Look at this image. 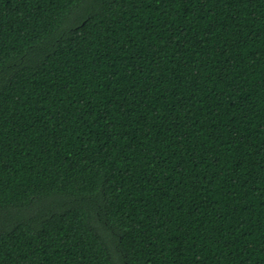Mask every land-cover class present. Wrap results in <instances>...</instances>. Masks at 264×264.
Instances as JSON below:
<instances>
[{
  "label": "trees",
  "instance_id": "trees-1",
  "mask_svg": "<svg viewBox=\"0 0 264 264\" xmlns=\"http://www.w3.org/2000/svg\"><path fill=\"white\" fill-rule=\"evenodd\" d=\"M0 264H264V0H0Z\"/></svg>",
  "mask_w": 264,
  "mask_h": 264
}]
</instances>
